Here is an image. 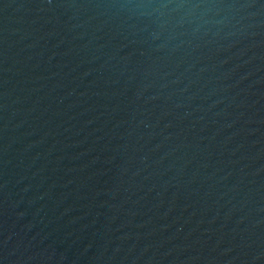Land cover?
I'll list each match as a JSON object with an SVG mask.
<instances>
[{
  "label": "water",
  "instance_id": "water-1",
  "mask_svg": "<svg viewBox=\"0 0 264 264\" xmlns=\"http://www.w3.org/2000/svg\"><path fill=\"white\" fill-rule=\"evenodd\" d=\"M0 264H264V0H0Z\"/></svg>",
  "mask_w": 264,
  "mask_h": 264
}]
</instances>
